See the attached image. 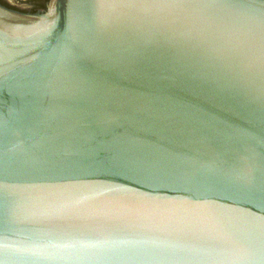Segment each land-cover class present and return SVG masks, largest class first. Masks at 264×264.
Masks as SVG:
<instances>
[{
  "label": "water",
  "instance_id": "water-1",
  "mask_svg": "<svg viewBox=\"0 0 264 264\" xmlns=\"http://www.w3.org/2000/svg\"><path fill=\"white\" fill-rule=\"evenodd\" d=\"M0 264H264V0L0 3Z\"/></svg>",
  "mask_w": 264,
  "mask_h": 264
},
{
  "label": "flooded vegetation",
  "instance_id": "flooded-vegetation-1",
  "mask_svg": "<svg viewBox=\"0 0 264 264\" xmlns=\"http://www.w3.org/2000/svg\"><path fill=\"white\" fill-rule=\"evenodd\" d=\"M49 0H0L3 5L24 12L46 9Z\"/></svg>",
  "mask_w": 264,
  "mask_h": 264
}]
</instances>
